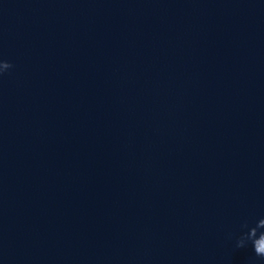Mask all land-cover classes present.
<instances>
[{
    "label": "water",
    "instance_id": "95a60500",
    "mask_svg": "<svg viewBox=\"0 0 264 264\" xmlns=\"http://www.w3.org/2000/svg\"><path fill=\"white\" fill-rule=\"evenodd\" d=\"M253 239L264 0H0V264H264Z\"/></svg>",
    "mask_w": 264,
    "mask_h": 264
},
{
    "label": "clouds",
    "instance_id": "9594fccd",
    "mask_svg": "<svg viewBox=\"0 0 264 264\" xmlns=\"http://www.w3.org/2000/svg\"><path fill=\"white\" fill-rule=\"evenodd\" d=\"M5 64H8V63L5 62ZM253 245H254V250H255L256 254H257L258 256H260V257H264V252H261V251L259 250V248L257 247L256 242H255L254 239H253ZM240 246H243V245H240Z\"/></svg>",
    "mask_w": 264,
    "mask_h": 264
}]
</instances>
